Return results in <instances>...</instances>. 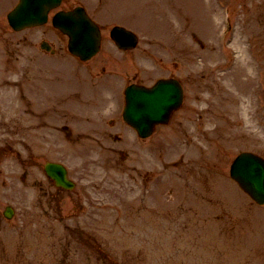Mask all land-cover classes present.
<instances>
[{
	"label": "rangeland",
	"instance_id": "1",
	"mask_svg": "<svg viewBox=\"0 0 264 264\" xmlns=\"http://www.w3.org/2000/svg\"><path fill=\"white\" fill-rule=\"evenodd\" d=\"M16 1L0 0V15ZM76 2L103 29L86 62L50 22L14 31L0 17V264H264V205L230 176L240 151L264 155V0L65 4ZM115 24L139 35L127 54L110 37ZM42 39L67 62L55 63ZM171 73L185 100L151 137L99 128L122 105L127 78ZM28 94L45 123L28 121ZM66 118L71 135L48 133ZM48 159L77 182L57 204L33 184Z\"/></svg>",
	"mask_w": 264,
	"mask_h": 264
},
{
	"label": "water",
	"instance_id": "2",
	"mask_svg": "<svg viewBox=\"0 0 264 264\" xmlns=\"http://www.w3.org/2000/svg\"><path fill=\"white\" fill-rule=\"evenodd\" d=\"M33 4H30V2ZM59 0H22L21 8L25 7V11H18L19 14H24L23 16L27 17L26 22L20 23L17 22V16L13 19V22L16 27H21L27 22H39L42 21L44 11ZM48 7V8H47ZM72 21L75 25L74 28L69 29L67 26L66 31L71 34V49L73 52L81 54L83 56L91 55L96 49H98L100 42V34L97 25L88 17L86 13L79 12L77 15L74 14ZM63 26V25H62ZM124 29L116 28L114 31V37L121 42L124 46L130 45L131 42L125 41L120 35L125 34L129 35V32L123 31ZM133 35L131 34L132 40ZM124 42V43H123ZM160 98L155 104L159 109L162 110L163 106H174L169 98ZM158 121L163 120V118L155 119ZM136 125L139 130L146 134L143 131L144 121L136 120ZM48 174L54 178L57 184L64 187H72L73 182L70 181L67 177L66 169L63 165L57 163H48L47 164ZM232 174L240 182V184L251 193V195L260 203L264 202V160L255 156L252 153H243L241 154L232 165Z\"/></svg>",
	"mask_w": 264,
	"mask_h": 264
},
{
	"label": "flooded vegetation",
	"instance_id": "3",
	"mask_svg": "<svg viewBox=\"0 0 264 264\" xmlns=\"http://www.w3.org/2000/svg\"><path fill=\"white\" fill-rule=\"evenodd\" d=\"M59 114H60L59 112L58 113L56 112L55 113V116L56 117L57 116L59 117L60 116ZM49 130H50V132H52V134H54L56 136V134L59 133L62 130V126L59 125V123H56L55 122V123H53L52 126H50ZM9 144H10L11 147H13L15 149L17 148V146L15 145V142L9 141ZM18 151L20 152V150H18ZM26 163L27 162H25V164ZM40 175H42L41 176L42 178L39 177V179H35L33 181V184H38L41 187L42 192H43V196H49L53 201H56L57 203H59L61 201V198L63 197V190H62V188L57 187L52 181H50L48 183L51 188L48 187V185L45 182V180L47 179L46 178V175L44 174V171L41 168H40Z\"/></svg>",
	"mask_w": 264,
	"mask_h": 264
}]
</instances>
